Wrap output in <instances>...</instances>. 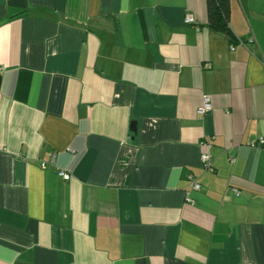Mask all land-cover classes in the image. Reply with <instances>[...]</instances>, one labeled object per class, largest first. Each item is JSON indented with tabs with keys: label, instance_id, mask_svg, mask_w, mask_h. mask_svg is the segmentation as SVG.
Here are the masks:
<instances>
[{
	"label": "crops",
	"instance_id": "0c3cea01",
	"mask_svg": "<svg viewBox=\"0 0 264 264\" xmlns=\"http://www.w3.org/2000/svg\"><path fill=\"white\" fill-rule=\"evenodd\" d=\"M260 138L264 0H0V264H264Z\"/></svg>",
	"mask_w": 264,
	"mask_h": 264
},
{
	"label": "built area",
	"instance_id": "2783aa9c",
	"mask_svg": "<svg viewBox=\"0 0 264 264\" xmlns=\"http://www.w3.org/2000/svg\"><path fill=\"white\" fill-rule=\"evenodd\" d=\"M185 23L186 24H192V23H194V20L191 17H188V18H186ZM247 44L248 45L255 44L254 39L250 38L246 43L240 42V45H242V46H246ZM233 49L234 48H231V50H233ZM202 102L203 103H202L201 108L198 110V114L201 116H204L211 111L212 107L210 104V100L208 98L204 97ZM263 146H264V139L263 138H260L257 141H252L248 145V147L251 149H257V148H261ZM211 147H212L211 140H204L200 143V148H201V152H202L201 156H200L202 170L204 172H207V173H213L214 172L212 159L208 153V151ZM52 161H53V158L51 159L50 162H52ZM233 161L234 160L231 159V162H233ZM45 165H46L45 163H42L41 164L42 168H45ZM58 176L61 177L65 181L70 180V174H68L67 172H64V171L58 172ZM187 179H188V190L185 191V201H186V203L193 205V200L190 198L189 192L190 191H198L200 189V184L197 182L196 178L193 176H189ZM233 192L236 195H238V192L236 189H234Z\"/></svg>",
	"mask_w": 264,
	"mask_h": 264
},
{
	"label": "trees",
	"instance_id": "16d2710c",
	"mask_svg": "<svg viewBox=\"0 0 264 264\" xmlns=\"http://www.w3.org/2000/svg\"><path fill=\"white\" fill-rule=\"evenodd\" d=\"M208 24L217 32H226L230 0H206Z\"/></svg>",
	"mask_w": 264,
	"mask_h": 264
},
{
	"label": "water",
	"instance_id": "95a60500",
	"mask_svg": "<svg viewBox=\"0 0 264 264\" xmlns=\"http://www.w3.org/2000/svg\"><path fill=\"white\" fill-rule=\"evenodd\" d=\"M130 129H131L132 132H135V123L134 122L131 124Z\"/></svg>",
	"mask_w": 264,
	"mask_h": 264
}]
</instances>
